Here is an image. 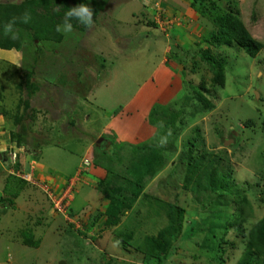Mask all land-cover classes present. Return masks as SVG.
Instances as JSON below:
<instances>
[{
  "label": "rangeland",
  "instance_id": "rangeland-1",
  "mask_svg": "<svg viewBox=\"0 0 264 264\" xmlns=\"http://www.w3.org/2000/svg\"><path fill=\"white\" fill-rule=\"evenodd\" d=\"M23 1L0 0V19L7 18V6ZM96 3L100 9L91 28L73 19V31L58 32L57 40L52 35L33 41L22 31L16 39H8L13 41L12 48L0 50V118L4 122L0 130H6L8 142L0 153V264H236L244 245L239 236L230 235L232 228L228 239L220 227L229 218L225 202L191 187L185 189V165L176 156L183 143L197 136L196 144L205 152L222 155L223 165L229 167L232 195L249 202L251 213L246 210L243 228L248 230L262 218L264 47L250 58L225 45L210 47L207 39L214 30L217 7L236 13L264 44V0ZM86 4L93 9L90 1ZM30 7L58 25L68 12L66 4L56 0ZM207 47L224 63L223 88L212 83L208 65L197 56ZM193 87L213 103L212 111L196 113L199 102L193 99ZM161 115L176 117L177 127L184 117L186 124L175 144ZM151 117L158 120L156 125H149ZM19 119L30 125L40 141L59 146L42 148L35 158L27 144L10 143L12 125ZM247 120L255 126L245 128ZM102 140L109 141L102 147L106 159L96 147ZM160 144L166 156L175 148L176 153L145 184L120 222L105 227V218L96 217L107 203L102 190L108 193L118 185L108 183L113 177L107 170L126 178L131 172L123 169L132 156L131 147ZM117 151V158L112 157ZM96 157L103 158L102 164H93ZM9 175L26 176L28 181L16 199L3 192ZM39 188L65 195L61 212L50 207ZM231 201L229 197L227 203ZM168 204L185 210L184 228L175 252L160 259L146 254L144 241L167 226ZM128 232H132L131 246L117 238ZM27 233L40 242L38 248L23 244Z\"/></svg>",
  "mask_w": 264,
  "mask_h": 264
},
{
  "label": "trees",
  "instance_id": "trees-1",
  "mask_svg": "<svg viewBox=\"0 0 264 264\" xmlns=\"http://www.w3.org/2000/svg\"><path fill=\"white\" fill-rule=\"evenodd\" d=\"M45 1L47 2L45 3ZM51 1L54 0H25L17 6H7L5 11L8 12L7 18L1 17L0 19V50H8L12 48L13 41L12 43H9L11 41L8 40L10 37L4 35V26L13 20H15L14 31L17 35L24 31L33 41L48 40L52 35H54L55 40L60 39L61 36L57 31L58 23L54 21V18L46 21L44 16L39 17L31 10L30 7L32 5L37 8L40 2L47 6L48 2L50 3ZM56 1L61 2L63 5L65 3L67 7L66 9L69 11L70 8L81 3H86L87 0H83L84 2H78L77 0ZM89 1L90 4H93L94 20L100 6L96 3L97 0H88V2ZM193 1L197 2L203 0ZM211 6L215 8L213 4H211ZM216 10L217 14L212 17L214 30L209 33V37L207 39L209 46L218 48L221 45H225L233 50L243 51L250 58H255L263 49L264 44L253 36L252 29L250 28V32L236 13L232 11L221 12L217 7ZM25 13H28L30 16L28 23H23L20 19ZM197 56L208 65V69L212 74V83L220 88H223L225 84V75L224 63L222 59L220 57H216L217 55H213L209 47L205 48L201 55ZM175 60L178 62L180 61L177 59ZM192 89L194 94L193 99H196L199 102L196 107V113L204 115L212 111L214 109V105L207 98V96L202 94V92H200V90L196 87H193ZM191 98L187 97L188 100ZM161 116H163L161 121H167L166 127L168 128L170 126L168 129H170V134H172L171 138L175 144V138L177 137L178 132L181 130L182 126L185 127L186 123L183 120L184 117L180 119V125L177 127L176 117L168 119L167 115ZM156 120L151 117L149 119V125H156ZM243 125L245 128H253L255 123L253 120H247ZM12 126L13 128L9 134L10 143L15 144L17 147L27 144L33 150L32 152L35 158L37 157V152L42 148L54 145L59 146V144L57 145L54 141H40V138H37L30 131V125L25 123L24 119L14 121ZM261 128L264 130V118L261 121ZM167 132H169V130H167ZM196 139L197 136L189 138L186 143H183L180 152L176 156L180 165H185L184 182L182 183L183 187L185 189L191 187L190 190L193 189L194 192H201L202 194L208 193V196H214L217 200L222 199L223 202H225V211L228 213L229 218L226 216L220 227L221 229H225L224 235L227 238L228 230L232 228L230 235H234L235 237L239 236L240 239L243 240L244 245L242 256L236 264H264V215L248 230L243 228L242 224L244 222V216L247 214L246 210L250 208L249 202L244 196L232 195V187L228 179L229 173L227 172L229 167L223 165L224 161L222 159V155H214L213 153L205 152L202 145L196 144ZM107 142L109 141L102 140L99 145L96 144L97 149H99L98 151L101 152L104 159H106L107 154L102 147ZM131 149L132 156L128 162L129 164L123 169V172H131L130 175L127 174L128 177L122 178V174L117 171H112L113 169H108L106 172V174L110 176L112 175L113 177L112 180L107 179L108 183L115 181L118 185L108 190V193L107 190H105V192L102 190L107 203L103 212H98L96 217L105 218V227H113L120 222L121 217L124 216L127 211H130L131 207L136 203L142 194L145 184L161 172L167 165L171 156L176 153L175 148L172 149L170 156H166L161 144L158 145V147L150 145H145L143 147L133 146ZM118 152L119 151H117L115 155H112V157L117 158ZM103 158L101 157L99 159L96 157L95 160L93 159V164H95V166L97 164H102L101 161ZM96 160L98 161L95 162ZM118 162H121V160L118 159ZM119 178L121 180H119ZM27 185L28 182L26 180L9 175L6 179L3 192L12 199H16L19 196L20 191ZM100 185L104 184L100 183ZM229 197L232 199L231 205L230 202L227 203ZM154 199L155 202H157L158 199ZM166 207L168 210L166 214L167 226L165 229L158 232L156 237H146L144 241L146 254L160 259L162 256L164 259H167L173 254V252H175V242L181 235L182 229L184 228L183 215L185 210L174 204H168ZM248 211L251 213L250 209ZM25 236L26 239L23 240L24 245L32 248H38L40 242L38 240H34L31 233H27ZM117 238L120 242L122 241L121 243L131 246L128 241L132 238V232H128L127 235L119 234L117 235ZM226 242L228 243L230 241H227L226 239ZM219 249H221L220 246ZM220 252L225 253L223 249H221ZM219 264H223V261Z\"/></svg>",
  "mask_w": 264,
  "mask_h": 264
},
{
  "label": "clouds",
  "instance_id": "clouds-1",
  "mask_svg": "<svg viewBox=\"0 0 264 264\" xmlns=\"http://www.w3.org/2000/svg\"><path fill=\"white\" fill-rule=\"evenodd\" d=\"M93 15L94 11L88 4H78L77 6L70 8L69 11L65 13L64 22L62 25L57 26V31L65 34L71 33L73 31V25L71 23L73 19L78 21V23L83 26L91 28L94 24ZM20 19L23 23H28L30 16L28 13H25ZM14 25L15 20L8 22L4 26V35L10 37L11 39L17 38L16 32L14 31Z\"/></svg>",
  "mask_w": 264,
  "mask_h": 264
},
{
  "label": "built area",
  "instance_id": "built-area-1",
  "mask_svg": "<svg viewBox=\"0 0 264 264\" xmlns=\"http://www.w3.org/2000/svg\"><path fill=\"white\" fill-rule=\"evenodd\" d=\"M163 16V15H162ZM87 165V164H86ZM16 177H19L21 179L26 180V176H18V175H13ZM27 181V180H26ZM28 182V181H27ZM39 190L45 195V197L48 199V202H50V207L53 210H57L61 212V208L63 205V201L61 200L63 197H65V195H63V193L60 192V197L58 196V194H53L52 191L50 189L47 190H43L41 188H39Z\"/></svg>",
  "mask_w": 264,
  "mask_h": 264
},
{
  "label": "crops",
  "instance_id": "crops-1",
  "mask_svg": "<svg viewBox=\"0 0 264 264\" xmlns=\"http://www.w3.org/2000/svg\"><path fill=\"white\" fill-rule=\"evenodd\" d=\"M6 1V4L8 3L7 2V0H5ZM9 4H12V3H9ZM2 124H4V122H3V119H1L0 118V129H2L4 126H2ZM6 134V130L5 131H2V130H0V153L2 152L3 153V150H5L6 149V147H8V142L4 139V135ZM0 159H1V161L3 160V156L1 155L0 156ZM166 167V166H165ZM164 167V168H165ZM163 168V169H164ZM92 170V169H91ZM87 176H89V177H91L92 175H87ZM148 183V182H147ZM146 183V184H147ZM144 190V189H143ZM142 193H143V191H142ZM99 195H101V194H99ZM86 199V198H85ZM127 214V213H126ZM117 245H118V243H116Z\"/></svg>",
  "mask_w": 264,
  "mask_h": 264
},
{
  "label": "water",
  "instance_id": "water-1",
  "mask_svg": "<svg viewBox=\"0 0 264 264\" xmlns=\"http://www.w3.org/2000/svg\"><path fill=\"white\" fill-rule=\"evenodd\" d=\"M255 94H256V93H255ZM256 97H258L257 94H256ZM224 144L227 145V142H225ZM61 264H63V263H61Z\"/></svg>",
  "mask_w": 264,
  "mask_h": 264
}]
</instances>
